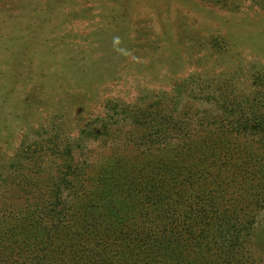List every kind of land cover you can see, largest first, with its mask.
Here are the masks:
<instances>
[{"label":"trees","instance_id":"16d2710c","mask_svg":"<svg viewBox=\"0 0 264 264\" xmlns=\"http://www.w3.org/2000/svg\"><path fill=\"white\" fill-rule=\"evenodd\" d=\"M253 69L248 90L195 73L143 106L109 102L81 139L120 119L136 151L69 162L49 202L17 209L0 264H264V66Z\"/></svg>","mask_w":264,"mask_h":264},{"label":"rangeland","instance_id":"374dc122","mask_svg":"<svg viewBox=\"0 0 264 264\" xmlns=\"http://www.w3.org/2000/svg\"><path fill=\"white\" fill-rule=\"evenodd\" d=\"M218 1L0 0V248L17 209L49 202L69 162L136 151L120 119L81 139L109 102L143 106L195 73L248 90L264 66V9Z\"/></svg>","mask_w":264,"mask_h":264}]
</instances>
